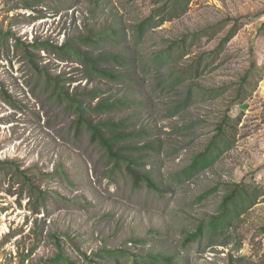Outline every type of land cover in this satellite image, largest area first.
Wrapping results in <instances>:
<instances>
[{
  "label": "rangeland",
  "instance_id": "1",
  "mask_svg": "<svg viewBox=\"0 0 264 264\" xmlns=\"http://www.w3.org/2000/svg\"><path fill=\"white\" fill-rule=\"evenodd\" d=\"M93 1L0 0V164H9L0 167V264H46L58 246L75 264H130L131 258L144 264L154 255L163 257L159 264H264V0H191L185 14L150 29L136 46L133 23L149 13L152 0H100L96 7ZM221 21L222 30L202 37L173 65L185 67L215 49L238 24L176 109L186 85L173 83L170 68L150 67V59L167 40ZM88 24H113L126 36L135 64L121 82L102 84L107 95L119 93L128 103L108 116L141 130L133 144L154 143L141 151L139 169L157 189L112 170L88 132L73 127L74 112L32 75L25 47L35 42L29 50L36 67L60 75L69 92L86 87L76 59L53 47L83 35ZM211 88L225 91L212 98ZM227 115L228 149L209 167L183 174ZM231 183H241L247 199L223 225L205 228L184 246L187 234L219 213Z\"/></svg>",
  "mask_w": 264,
  "mask_h": 264
},
{
  "label": "trees",
  "instance_id": "2",
  "mask_svg": "<svg viewBox=\"0 0 264 264\" xmlns=\"http://www.w3.org/2000/svg\"><path fill=\"white\" fill-rule=\"evenodd\" d=\"M190 1L152 0V8L149 13L133 23L131 31L133 45L136 46L141 43L150 29L156 28L166 21L177 19L185 14ZM93 2H95L96 7L99 5L100 0ZM224 23L225 21H221L198 31L184 34L181 38L167 40L165 45L163 44L162 48L157 49L150 59L148 64L150 67L156 69L168 67V69L170 68L169 76L172 78L173 83L179 86L186 85L185 95L178 102L176 109H180L186 105L192 96L193 88L197 89L199 87L193 84L192 81L199 78L214 63L215 56L222 51L223 47L236 34L239 29L238 24L234 23L230 26L215 49L200 52L185 67L177 69L174 66L184 56L190 53L191 47L200 41L202 37L212 38L217 32L222 30ZM125 37L113 24H107L99 28H96L95 25L91 24L90 26L88 24L84 26L83 35L68 38L60 46H52L54 50L62 54L69 53L76 59V62L81 67L80 71L87 79L88 85L95 83L91 87L87 85L81 90L75 87L70 92L64 88L65 81L61 79L60 75H50L46 72L45 68L36 67L35 56L31 50L38 47L37 43L31 42L26 44L25 53L28 63L31 66L33 77L41 82L44 90L49 89L53 97L65 102V105L74 112L73 127L78 133L84 130L88 132L90 142L101 148L105 158L112 164L111 169H118V171L124 169L131 176L135 185L145 183L146 186L157 189L154 180L148 174L142 173L139 169L141 167V151L154 148V143L145 144L144 146L133 144L135 136L139 135L141 130L130 129L122 119L108 116L128 103L127 98L124 95H119V93L107 95L103 91L102 84V82L105 84L121 82L124 75H126L124 70L129 69L135 64V60L128 56V46L124 44ZM110 44L116 45L117 47L121 46V48L102 51L97 55H94L91 51L93 47H106ZM201 90L206 91L203 88ZM224 91L225 88H211L207 90L212 98L221 96ZM238 94L236 97L239 96ZM97 114H107L108 117L95 119V115ZM231 121L232 119L228 115L219 121L216 125L215 133L210 137L205 148L197 153L191 159L190 163L183 168V174L189 176L209 167L224 150L228 149L230 141L226 131ZM8 165V163H2L0 167L7 168ZM16 173L21 172H18L16 169ZM27 183L29 192L33 193L35 190L34 184ZM225 186H227V191L219 204V213L211 216L206 224H199L193 232L187 234L183 242L184 246L188 242L195 241L204 232L205 228L214 231L220 225H223L230 218L232 210L238 209V203H243L247 199L248 196H245L241 183H231ZM57 252L58 254L48 260L46 264H75V262L70 261L69 258L63 255L60 246H58ZM114 253H117V251H109L107 255ZM163 260L161 255L148 256L144 264H159ZM129 263L140 264L134 258H131V262Z\"/></svg>",
  "mask_w": 264,
  "mask_h": 264
},
{
  "label": "built area",
  "instance_id": "3",
  "mask_svg": "<svg viewBox=\"0 0 264 264\" xmlns=\"http://www.w3.org/2000/svg\"><path fill=\"white\" fill-rule=\"evenodd\" d=\"M262 174H263V176H264V170H263V173H262Z\"/></svg>",
  "mask_w": 264,
  "mask_h": 264
}]
</instances>
